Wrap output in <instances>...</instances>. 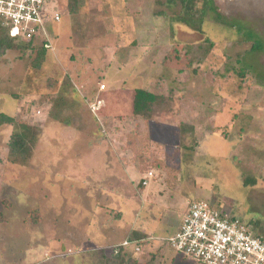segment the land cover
Here are the masks:
<instances>
[{
    "label": "rangeland",
    "instance_id": "1",
    "mask_svg": "<svg viewBox=\"0 0 264 264\" xmlns=\"http://www.w3.org/2000/svg\"><path fill=\"white\" fill-rule=\"evenodd\" d=\"M57 1L40 67L41 43L0 57V114L40 129L20 164L0 126V264H98L136 233L154 238L148 259L125 254L159 264L194 200L263 233L264 0H214L220 20L185 24L165 0H87L76 16ZM137 89L163 95L151 120L133 115Z\"/></svg>",
    "mask_w": 264,
    "mask_h": 264
},
{
    "label": "built area",
    "instance_id": "2",
    "mask_svg": "<svg viewBox=\"0 0 264 264\" xmlns=\"http://www.w3.org/2000/svg\"><path fill=\"white\" fill-rule=\"evenodd\" d=\"M60 11L56 0H0V26L17 42L50 49L48 25L62 21ZM252 227L206 200H194L178 231L162 242L198 264H264V238ZM132 244L137 243L127 240L121 247Z\"/></svg>",
    "mask_w": 264,
    "mask_h": 264
},
{
    "label": "trees",
    "instance_id": "3",
    "mask_svg": "<svg viewBox=\"0 0 264 264\" xmlns=\"http://www.w3.org/2000/svg\"><path fill=\"white\" fill-rule=\"evenodd\" d=\"M87 0H68L67 10L72 15L75 16L80 13L81 8L85 6ZM203 4L204 11L203 13H198L194 8L197 5ZM165 5L173 10L175 7L180 6L181 11L178 17L179 24H185L197 15H200L201 18H205L208 12H212V17L219 19L217 8L215 7L214 0H165ZM203 14V15H202ZM204 16V17H203ZM220 20V19H219ZM202 24V23H200ZM199 24V25H200ZM242 36V41L251 42L252 50H261L263 49V43L260 37L251 29L243 27V25L232 24ZM195 27V26H193ZM15 39L10 37L9 30L0 26V57L4 56L5 53L13 49H29L32 44L20 43ZM42 49L38 51L35 60L33 61V66L40 67L41 63L45 61L46 57V48L42 44ZM171 57V56H170ZM164 100L163 95H157L151 92L149 89H137L133 95L132 102V112L136 117L142 119L151 120L154 114V107L161 103ZM53 101V100H52ZM54 102V101H53ZM62 105V104H61ZM61 105L59 110L61 109ZM65 109V105L62 106ZM59 120H62L59 117ZM9 125L12 127L11 139L9 143V160L13 163L24 164L32 156L33 150L37 145L38 138L40 135V129L35 125L28 124L24 121H17L15 117H11L7 114H0V126ZM39 127V126H38ZM195 146L197 144L195 143ZM145 184V183H144ZM5 218L0 212V224L4 223ZM256 228L260 233V236L264 238V232L261 233L258 229V223H256ZM138 234V233H137ZM140 237V238H139ZM137 239H147L145 236H139ZM135 237H132L130 241L134 240ZM149 238V237H148ZM143 246V243H139ZM146 244V242H145ZM98 264H141L138 260L128 258L125 254L124 248L119 246L117 249L113 250H103L100 253L99 263ZM149 264V263H148Z\"/></svg>",
    "mask_w": 264,
    "mask_h": 264
},
{
    "label": "crops",
    "instance_id": "4",
    "mask_svg": "<svg viewBox=\"0 0 264 264\" xmlns=\"http://www.w3.org/2000/svg\"><path fill=\"white\" fill-rule=\"evenodd\" d=\"M57 1V0H56ZM57 3H58V1H57ZM67 3H68V1H67ZM66 10H67V4H66ZM68 11V10H67ZM69 13V12H68ZM78 14H80V13H78ZM77 14V15H78ZM69 15L70 16H72L70 13H69ZM76 16V15H75ZM64 17L62 16V19H63ZM102 85H104V84H102ZM105 90H106V88H105ZM105 90H101L102 92H104ZM90 101H91V99H90ZM93 101V103L92 104H94V103H97V105L100 103V100L96 97V99L94 100H92ZM97 107V106H96ZM219 137H221L220 135H218ZM222 138V137H221ZM230 138V137H229ZM229 138H228V140L227 139H225V138H222L223 139V142H225V141H229ZM188 210V209H187ZM186 210V211H187ZM186 211L184 212V214L186 213ZM184 214L181 216V219L179 220V222H178V224L172 229V234H170L171 236L172 235H174L177 231H178V229H179V226H180V224H181V221H182V219H183V216H184ZM247 221H249L252 225H256V220H253V219H250V220H247ZM256 227V226H255ZM149 238H147V239H137V237H139V236H145V237H147L146 235H144V234H142V233H136V234H134V240H132V242H134V243H137V244H132L131 246H135V248L132 250L130 247L131 246H129V247H125L124 248V251L127 253L128 251H136V247L139 245V246H141L139 243L140 242H142L143 243V245L144 246H141V251H140V253H138L139 255H142L141 256V258H142V260L140 259V261L141 262H144L145 260H147L148 259V254L149 253H146L145 254V252H144V248L147 246V247H151L150 245L151 244H153L152 243V240L154 239L150 234H148V233H145ZM170 237V236H169ZM109 238V237H108ZM107 238V239H108ZM140 238V237H139ZM168 238V237H167ZM130 237L129 238H126V239H124V240H122V241H120L119 243H120V245L119 246H122V244L125 242V241H130ZM162 239H164V238H162ZM110 241H112V238H111V240ZM145 242H146V244H145ZM162 243V240H159V243ZM159 243H157V244H159ZM117 244V243H116ZM113 245V244H112ZM115 245V244H114ZM160 245V244H159ZM163 245V244H162ZM161 246V245H160ZM162 248H161V250H162V253H161V255H160V259H159V261H157V262H159V264H198L196 261H194L193 259H190V258H185V257H183V256H181V255H177L175 252H173V251H171L170 249H169V247L167 246V245H163V246H161ZM128 248V249H127ZM150 252H153V253H155L156 254V252H157V250L156 251H150ZM148 255V256H147ZM154 258V257H153Z\"/></svg>",
    "mask_w": 264,
    "mask_h": 264
}]
</instances>
